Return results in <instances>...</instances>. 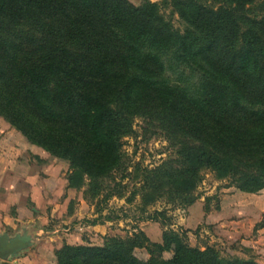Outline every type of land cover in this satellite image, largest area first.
Listing matches in <instances>:
<instances>
[{
	"label": "trees",
	"instance_id": "1",
	"mask_svg": "<svg viewBox=\"0 0 264 264\" xmlns=\"http://www.w3.org/2000/svg\"><path fill=\"white\" fill-rule=\"evenodd\" d=\"M171 3L187 22L185 31L150 0H0V116L29 142L69 162L75 176L92 180L110 170L103 157L110 163L120 158L132 116L144 113L141 106L130 108L131 95L146 88L166 103L185 135L177 175L183 190L202 180L203 169L232 178L244 191L260 190L264 0ZM180 65L200 77L194 99L181 90L184 81L164 84V72ZM68 180L69 187L81 185ZM163 213L147 218L160 221ZM137 247L150 257L138 258ZM55 256L57 264H259L192 246L170 227L161 241L139 230L102 245L64 243Z\"/></svg>",
	"mask_w": 264,
	"mask_h": 264
},
{
	"label": "rangeland",
	"instance_id": "2",
	"mask_svg": "<svg viewBox=\"0 0 264 264\" xmlns=\"http://www.w3.org/2000/svg\"><path fill=\"white\" fill-rule=\"evenodd\" d=\"M130 1L140 5L145 0ZM150 1L160 4L166 18L185 31L187 22L171 0ZM178 70L164 72L165 86L173 88L184 81L186 87L182 85L181 90L194 99L200 94L199 75L186 65H180ZM131 96L133 112L141 106L144 113L132 116V131L121 138L120 158L110 163L103 157L101 161L109 163L107 169L110 170L92 180L87 174L75 176L69 162L23 136L39 149L25 150V141L9 133L17 131L21 135V132L0 116V135H11L10 140L18 151L15 155L26 156L30 163L58 164L67 187L72 189L69 208L60 210L56 216L16 228L4 225L0 235L7 233L11 237L28 238L27 245L17 256L0 258V264H30L34 260L51 263L56 247L67 243L66 237L70 234L76 236L72 240L74 243L102 245L109 237L128 238L143 230L152 241H161L167 227L184 234L192 246L203 250L214 247L225 258L254 257L259 264H264V188L244 191L232 178L219 177L215 171L203 169L202 180L190 190H183L177 175L184 168L179 151L183 149L185 135L178 125L175 126L176 121H171L175 115L167 112L168 107L161 97L146 88ZM70 176L72 183L81 185L69 187ZM80 177L82 182H79ZM28 205L34 207L31 202ZM156 210L164 211L160 216L162 220L148 219ZM109 216L111 219H107ZM96 218L98 223L91 224ZM134 254L142 260L150 257L145 247L135 248ZM163 255L170 258L172 253L164 252ZM25 256L29 257L22 262L20 258Z\"/></svg>",
	"mask_w": 264,
	"mask_h": 264
},
{
	"label": "crops",
	"instance_id": "3",
	"mask_svg": "<svg viewBox=\"0 0 264 264\" xmlns=\"http://www.w3.org/2000/svg\"><path fill=\"white\" fill-rule=\"evenodd\" d=\"M15 132V131H14ZM10 134L19 136L21 142L25 141L27 149L39 150L35 145L19 135L16 131ZM9 133L0 135V231L4 225L16 228L26 226L40 218L56 216L60 210L69 208L72 189L67 187V180L62 175L56 163H30L26 156L22 158L15 155L16 144L11 142ZM18 134V135H17ZM39 152V151H38ZM12 163H8V162ZM68 193L66 195V193ZM30 202L34 205L30 208ZM42 219V220H43ZM7 234V233H6ZM9 235V234H8ZM71 235V236H70ZM67 235L66 242L74 243L73 234ZM22 236V235H21ZM57 246L56 248H59ZM51 263L57 264L55 253ZM29 256L20 258L22 262ZM30 264H44L32 261Z\"/></svg>",
	"mask_w": 264,
	"mask_h": 264
},
{
	"label": "water",
	"instance_id": "4",
	"mask_svg": "<svg viewBox=\"0 0 264 264\" xmlns=\"http://www.w3.org/2000/svg\"><path fill=\"white\" fill-rule=\"evenodd\" d=\"M27 238V236L11 237L6 233L0 235V258L17 256L19 251L27 245Z\"/></svg>",
	"mask_w": 264,
	"mask_h": 264
}]
</instances>
